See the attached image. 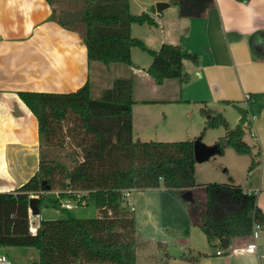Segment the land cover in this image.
Segmentation results:
<instances>
[{"label":"trees","instance_id":"obj_1","mask_svg":"<svg viewBox=\"0 0 264 264\" xmlns=\"http://www.w3.org/2000/svg\"><path fill=\"white\" fill-rule=\"evenodd\" d=\"M50 1V0H46ZM83 34L90 62L106 66L123 64L134 68L133 48L152 58L145 70L156 85L176 80L188 84L184 60L198 64L196 54H185L180 45L147 49L144 42L131 35L133 24L157 26L148 12L139 15L131 9V0H84ZM241 3L249 0H237ZM214 0H171L181 16L203 17ZM264 31L249 38L253 51ZM101 98L93 99L88 80L72 93L19 92L20 99L37 119L39 171L14 193H0V250L33 248L39 261L28 264H138L136 220L129 210L126 191L155 190L164 186L182 197L193 193L190 214L207 236L210 247L222 238L252 236L255 222L264 229V214L254 194L245 193L234 184L200 186L195 179L196 161L193 142H142L134 139L133 80L117 78ZM218 114L208 128L226 126ZM249 126V123L247 124ZM248 126L238 124L216 143L232 148L240 155H252L245 143ZM70 148V167L58 158L56 150ZM55 150V151H54ZM48 152V153H46ZM253 159L250 169L257 167ZM202 188L206 200H197L194 191ZM48 192H58L49 196ZM32 195L38 204L62 210V200L79 206H95L98 216L77 219L67 213L63 218L41 220L36 235L29 231ZM85 203V204H83ZM65 209H67L65 207ZM68 210V209H67Z\"/></svg>","mask_w":264,"mask_h":264},{"label":"crops","instance_id":"obj_2","mask_svg":"<svg viewBox=\"0 0 264 264\" xmlns=\"http://www.w3.org/2000/svg\"><path fill=\"white\" fill-rule=\"evenodd\" d=\"M131 1L132 12L137 15L155 6V12L151 14L157 26L143 25L149 27L148 35L154 38L152 50L158 51L165 44L180 45L186 55L198 56V64L184 60V71L191 78L188 84L171 80L156 85L145 72L152 61L148 66L137 64L135 48L132 50L134 68L117 63L106 66L99 61L90 62L81 18L87 4L84 0H0V193L16 192L39 171L41 148L37 119L22 102L19 92L72 93L90 80L92 97L98 100L103 90L111 88L117 78H124L133 80L134 96L136 90L142 94L152 91V95H157L151 100L142 98L144 96L140 100L134 99V139L141 141L144 134L152 132L151 126L159 119L168 126L174 118L173 123L178 127L179 118L190 121L195 113L222 115L225 107L247 109L245 126L249 123L252 140L245 143L252 147L253 153L249 156L258 165L253 170L250 165L247 181L239 182L246 194L256 196L257 205L264 214V37L256 41L258 53L249 44L252 35L264 31V0L243 3L214 0L205 16L200 18L181 16L171 0ZM157 3L170 5L158 13ZM77 14L79 19L76 23L64 24L65 19ZM64 15L69 17L64 19ZM135 25L138 24H133L131 35ZM136 38L146 46L147 41L141 36ZM238 115L237 126L241 119ZM200 165H196V181L201 172ZM239 178V175L231 176L235 183ZM197 184L201 183L197 181ZM223 184H228V181L223 180ZM128 199L131 201L129 210L134 214L135 192ZM203 200H206L205 194ZM262 233L257 243L262 249L261 255H264V229ZM252 241L251 236L231 239L228 251ZM216 246L221 247L219 241ZM167 249L178 251V246H167L165 250L160 248L163 257H168ZM189 249L202 254L196 243ZM218 251L221 255L217 254ZM1 254H6L14 264L30 263L26 258L37 262L33 248L10 247L0 250ZM216 254L220 257L225 255L221 250ZM229 255L224 264H264L258 254Z\"/></svg>","mask_w":264,"mask_h":264},{"label":"rangeland","instance_id":"obj_3","mask_svg":"<svg viewBox=\"0 0 264 264\" xmlns=\"http://www.w3.org/2000/svg\"><path fill=\"white\" fill-rule=\"evenodd\" d=\"M148 33L149 27L135 25L133 35L135 37L141 36L143 40L147 41L146 47L152 50L154 47V38L149 36ZM134 54L137 64L141 66H144V64L146 66L150 64L148 62L152 61L150 55L139 48L134 49ZM122 67L125 66L122 65ZM136 91L137 94H135L134 99L138 100H140L142 96H144L142 98H149V100L157 96L154 94L152 95V91H145L144 94H142L141 91ZM216 115L218 114L211 112H209L208 115L195 113V117L190 121L179 118L177 122L178 127H175L173 123L174 118L168 126H164L163 119H159L158 122H154L151 126L150 130H152V132L146 133L141 137L143 140L142 142H194L196 139L201 138L202 142L207 146L216 145V143L220 142V139L226 136L229 130L237 127L236 119L239 116L236 109L233 107H225L222 115L227 119L226 126L216 129L208 128V124L212 121V117H216ZM250 130L251 128L249 127L246 129V136L244 137V141L248 143L252 140ZM176 131L177 133H175ZM135 140L139 139L135 138ZM69 149L70 148H65L54 151L58 154V158L62 163L73 167L75 163L68 155L71 150ZM251 163V156L240 155L230 147L225 148L221 146L218 153L213 155L209 161L199 166L201 172L197 175V181L201 183L200 186H205L203 183L210 180H212L211 182L213 184H234L240 186L239 181H247L246 179ZM205 175H207L208 178H212V175H215V177L208 180ZM233 175H239L240 178L238 183L232 182L231 176ZM223 180H227L228 184H223ZM166 189L167 188L162 186L160 189L138 190L135 192L137 203L136 206H134L136 209L134 219L137 221L136 254L138 256V264H224L225 258L230 256L228 253L229 251L219 246L210 247L207 243L206 236L195 223V218L190 214V205L187 204L182 197L178 196L177 193ZM202 192V188L195 189L194 194L197 200H203ZM56 193L58 194V192H48L47 194L53 197L56 196ZM62 203L64 205L62 210H57L53 207H44L41 217L45 220L59 219L63 218L67 213H70V215L77 219L95 218L98 216V210L93 205L79 206L78 203L65 199L62 200ZM68 203L72 205V210L65 209V205ZM134 203L135 201H133V204ZM130 212L132 211L130 210ZM190 233L192 234L191 236ZM262 234L261 232L260 239L262 238ZM194 243L200 247L202 254L199 252H192L189 249ZM167 246H178V252L183 255L174 257L167 249L166 253L168 257H163L164 253L160 248L165 250ZM33 250L36 253V260L38 262V252L35 249ZM217 250H221L225 255L221 257L217 256ZM26 260H29L28 262L30 263L35 262V259L26 258Z\"/></svg>","mask_w":264,"mask_h":264},{"label":"water","instance_id":"obj_4","mask_svg":"<svg viewBox=\"0 0 264 264\" xmlns=\"http://www.w3.org/2000/svg\"><path fill=\"white\" fill-rule=\"evenodd\" d=\"M170 4L167 3H157L156 4V10L158 13H161L165 9L169 8ZM69 17L68 15H64V19ZM79 14L75 15L73 18L65 19L64 24H73L76 23L77 20L79 19ZM238 113L241 116V119L239 121L240 125L245 126L247 121H248V110L241 108L240 106H234ZM194 157L196 163L203 164L204 162H207L210 160V158L215 155L216 153L219 152V148L217 145H209L207 146L202 142L201 138L196 139L194 142ZM182 199L187 201V202H192L194 201L193 199V193L191 191H187L182 195ZM39 198L32 196L29 200V206H30V211L33 216H40L41 210L39 208L38 204ZM220 245L224 250H227L229 247V240L226 238L220 239ZM169 253L173 255L174 257H179L181 256V253H179L176 249H170Z\"/></svg>","mask_w":264,"mask_h":264},{"label":"built area","instance_id":"obj_5","mask_svg":"<svg viewBox=\"0 0 264 264\" xmlns=\"http://www.w3.org/2000/svg\"><path fill=\"white\" fill-rule=\"evenodd\" d=\"M246 98H249V96H247ZM255 120V117L252 118V121ZM132 192L134 191H126L125 194H124V198L125 199H128ZM85 204V203H83ZM65 207L68 209V210H72L73 207L71 204H66ZM41 217L40 216H33L31 211H30V227H29V231L33 234V235H36L38 230L40 229L41 227ZM263 230V227L255 222L254 226H253V231H252V238H253V241L250 242L248 245L246 246H242V247H236V248H232L230 249L229 251V254H232V255H245V254H258V255H261V251L262 249L259 247L257 241H259L260 237H261V232ZM250 245H255V251L252 252V253H248L246 250L247 248L250 246ZM228 250V249H227ZM237 250H244L242 253L241 252H237ZM235 253V254H234ZM217 254L221 255V252L218 251ZM261 259L264 261V255H261ZM0 264H14L13 261L11 259H9V257L6 255V254H1L0 255Z\"/></svg>","mask_w":264,"mask_h":264},{"label":"clouds","instance_id":"obj_6","mask_svg":"<svg viewBox=\"0 0 264 264\" xmlns=\"http://www.w3.org/2000/svg\"><path fill=\"white\" fill-rule=\"evenodd\" d=\"M255 247H256L255 245H250V246L247 248L246 251H247L248 253H252V252L255 251ZM243 251H244V250H237V252H241V253H242ZM234 254H235V253H234ZM253 264H254V262H253Z\"/></svg>","mask_w":264,"mask_h":264}]
</instances>
